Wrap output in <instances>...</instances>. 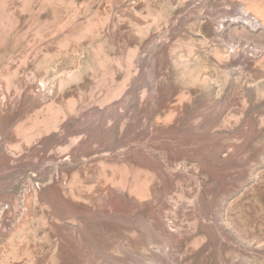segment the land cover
I'll use <instances>...</instances> for the list:
<instances>
[{
	"label": "rangeland",
	"instance_id": "374dc122",
	"mask_svg": "<svg viewBox=\"0 0 264 264\" xmlns=\"http://www.w3.org/2000/svg\"><path fill=\"white\" fill-rule=\"evenodd\" d=\"M0 264H264V0H0Z\"/></svg>",
	"mask_w": 264,
	"mask_h": 264
},
{
	"label": "bare ground",
	"instance_id": "6f19581e",
	"mask_svg": "<svg viewBox=\"0 0 264 264\" xmlns=\"http://www.w3.org/2000/svg\"><path fill=\"white\" fill-rule=\"evenodd\" d=\"M256 19V18H255ZM258 19V18H257Z\"/></svg>",
	"mask_w": 264,
	"mask_h": 264
}]
</instances>
